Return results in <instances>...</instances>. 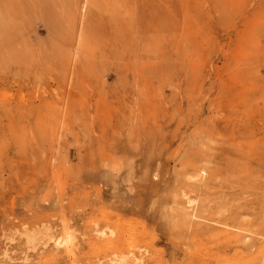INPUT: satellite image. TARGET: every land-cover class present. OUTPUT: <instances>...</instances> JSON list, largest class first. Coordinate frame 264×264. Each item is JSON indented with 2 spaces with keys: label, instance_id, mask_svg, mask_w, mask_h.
<instances>
[{
  "label": "rangeland",
  "instance_id": "1",
  "mask_svg": "<svg viewBox=\"0 0 264 264\" xmlns=\"http://www.w3.org/2000/svg\"><path fill=\"white\" fill-rule=\"evenodd\" d=\"M13 1L23 50L0 68V264H264V199L235 220L256 232L217 222L261 191L232 161L264 183V131L237 132L264 126V0ZM115 13L133 24L95 20ZM227 233L242 242L215 254Z\"/></svg>",
  "mask_w": 264,
  "mask_h": 264
},
{
  "label": "bare ground",
  "instance_id": "2",
  "mask_svg": "<svg viewBox=\"0 0 264 264\" xmlns=\"http://www.w3.org/2000/svg\"><path fill=\"white\" fill-rule=\"evenodd\" d=\"M18 1V0H16ZM42 3H44L42 1ZM127 5H129L127 3ZM0 6L3 8H0V68L3 64L4 61H12L13 59H15L16 56L18 55H22V50L23 49H19L18 48V44L17 42L18 39H16L22 32V29H20V25H19V20H20V24L22 26V18L17 19V17L20 16L19 12L21 11L20 9L16 10V3L13 0H0ZM138 6V5H137ZM89 15H93L92 11H89ZM117 13L111 15L109 18L105 19L104 17H99L96 16L95 20H101V23H105V24H109L110 20L112 18H114L116 16ZM64 17V13L62 15V19L63 20ZM92 18V17H91ZM123 16L121 18L115 17L113 19V22L118 23L120 26H124V25H130L133 24V20L130 19H126V17L122 20ZM58 19V17H57ZM17 35V37H16ZM86 37V32L82 35H80V39L81 41ZM251 50V49H249ZM248 50V51H249ZM25 59V58H24ZM23 60V59H22ZM15 61V64H12L11 67L14 66H18L19 69H23L25 72L27 73H32L34 72L37 67L34 65V63L31 61L28 64L25 65H21V61ZM22 66V67H21ZM4 83L6 82V80L3 81ZM0 119H2V117L0 116ZM1 124V122H0ZM264 126H258L256 127L255 124H251L246 125L244 128L240 127L238 129V133L239 136L245 138V139H249L250 137H252L253 134H258V132L260 130L264 131ZM238 136V135H236ZM250 136V137H249ZM247 142V141H246ZM243 142L242 144L246 143ZM249 143V142H248ZM251 152L248 154H245L244 151L241 152V155L243 156H247L248 159H255L258 160L260 158L259 155H256L255 151L253 152V149H249ZM191 162V161H189ZM191 163H195V161L191 162ZM229 173L231 172H235L238 173L240 172L241 174L239 175H234L236 177H238V182L239 184L242 182L248 183L246 188L252 187L253 189L255 188H260V192L251 200L246 201L245 203H242L240 205H238L237 210L233 211V213H231V215H227V214H222V216L217 219V222H224L228 224V221L231 219L232 224L241 229L242 231H249V232H256L255 229V220H249V221H243V220H238L235 221L239 218V211L241 209L244 210H250L251 208H255V204L259 203L261 204L262 199H264V183L261 182V185H256V181L255 178H253V172L251 171H243L241 169L238 168V166H236V164L234 163V161H232V166H229L228 168ZM232 175V174H231ZM255 180V181H254ZM208 186V184H207ZM209 187V186H208ZM239 188H241V191H244L243 186L239 185ZM245 188V189H246ZM238 188H235L234 190H232V192H228L225 193V197H229L231 196L232 200H236L238 198V195L235 193L236 190ZM248 191V190H247ZM188 206L192 204L191 200L187 201ZM219 206H225L224 203H220ZM241 212V211H240ZM213 226L211 224H196L194 229L191 230V234H193L194 236H197L198 239L202 240V239H209V233H207V229L208 228H212ZM103 234V233H102ZM216 235V234H215ZM241 234H230L227 233L223 236V241L219 242L220 243V248L218 249V252H216L215 254H221V251H227L230 250L232 248H236L240 245V242H242ZM72 236H68L66 238V240L63 241V243H68L70 241V238ZM212 238V236H210ZM28 238L30 240H35V236H32L31 234L28 235ZM57 245L62 244V242H60L59 240L56 241ZM243 246L252 249L253 247L255 248V250L257 249V244L255 243V241L250 240L249 242L243 241ZM258 253L261 252L257 249Z\"/></svg>",
  "mask_w": 264,
  "mask_h": 264
}]
</instances>
